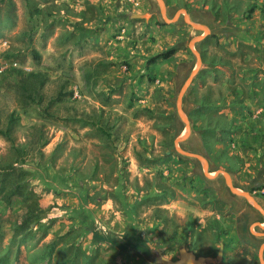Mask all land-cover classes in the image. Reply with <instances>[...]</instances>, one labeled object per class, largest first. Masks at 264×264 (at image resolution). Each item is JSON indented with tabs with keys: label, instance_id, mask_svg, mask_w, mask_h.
<instances>
[{
	"label": "rangeland",
	"instance_id": "rangeland-1",
	"mask_svg": "<svg viewBox=\"0 0 264 264\" xmlns=\"http://www.w3.org/2000/svg\"><path fill=\"white\" fill-rule=\"evenodd\" d=\"M165 2L210 29L184 96L200 107L189 138L264 207V0ZM202 34L156 0H0V264H145L89 228L134 229L159 259L185 247L261 264L264 215L175 148Z\"/></svg>",
	"mask_w": 264,
	"mask_h": 264
},
{
	"label": "water",
	"instance_id": "water-1",
	"mask_svg": "<svg viewBox=\"0 0 264 264\" xmlns=\"http://www.w3.org/2000/svg\"><path fill=\"white\" fill-rule=\"evenodd\" d=\"M156 1L159 4L162 16L164 17V19L167 22H174L178 19V17L181 14H183L185 17V20L191 26H193L194 28L203 30L202 35L194 37L190 42V46H191L193 52L195 53V55L197 56V64H196L195 68L192 70V72L190 73V75L188 76V78L186 79V81L184 82V84L182 85L180 92L178 94V98H177V112H178L179 116L181 117L182 121L184 122L185 128H184L183 132L175 139L174 144H175L176 150L182 155H185L187 157H191V158H195V159L199 160L200 163L202 164L204 174L207 177L215 178L218 175L223 174L225 176L226 183H227L228 187L230 188V190L239 196L245 197L257 210H259L264 215V207L257 201V199L254 197V195L251 194L249 191H245V190L237 188L233 183V179L231 177V174L227 170L219 169V170H216L214 172H211L210 171V161L205 155H203L199 152L191 151V150H189V149H187L181 145L182 142L186 141L189 138V136L192 132L191 120L189 118V115L187 114V112L184 109V96H185L187 90L189 89L190 85L194 81L195 76L198 74V72L201 69V66L203 64L202 55L194 47V45L197 42L203 40L210 33V29L205 24L193 21L186 9H181L180 11H178L176 13V15L173 18H169L167 15V6H166L165 0H156ZM133 16L138 17V18H148L147 14H143V13H133ZM259 225L264 229L263 223H259ZM258 234L264 235V232L258 233ZM223 248H224V244L222 243L221 247H220L219 254H218V259H220L221 255L223 253ZM161 252H162L161 250H158V254H161ZM263 253H264V244L261 246V248L259 250V258H260L261 264H264V254ZM211 259L212 258L209 256H202V255L199 256L194 251L188 250L187 248L183 247L180 249V256L178 259L174 260V259L162 256L161 262H162V264H206Z\"/></svg>",
	"mask_w": 264,
	"mask_h": 264
},
{
	"label": "trees",
	"instance_id": "trees-1",
	"mask_svg": "<svg viewBox=\"0 0 264 264\" xmlns=\"http://www.w3.org/2000/svg\"><path fill=\"white\" fill-rule=\"evenodd\" d=\"M195 21L199 22L197 20H195ZM176 49H177V46L174 45V46L166 49L165 51L156 54L155 56H153L150 59V61L151 62H155L159 58L167 59V58L171 57L176 52ZM263 50H264V45H263ZM262 63H263V67H261L259 71L264 73V61L263 60H262ZM202 72H203V70L200 71V74ZM258 76H259L258 73H254L253 74V76H252L253 79L252 80H254V81L250 84L251 87H253L254 84L257 85L258 82H256L255 79ZM233 102L237 103V104H240V106L242 108L247 109V108H245L246 105L244 104V101L241 100V98L240 99H235V100H233ZM184 103H185V105H184L185 106V110L189 114V116L191 118V121L195 122L196 118L194 116V113L196 112V109H199L200 107L198 106V104L196 102H192L191 104L187 103L185 98H184ZM210 105H211V107L215 106L214 104H210ZM222 107L223 106H218L217 109L220 110ZM173 117H175L181 123V126H179L178 129H177V133L180 134L183 131L185 124L183 122H181L179 115H177L176 113L174 114ZM260 118H261V120H258V124L256 125L257 126L256 128H260V127H262V124H264V113L261 114ZM228 129H231V127L228 128ZM201 139L204 140V142L206 143V141H205L203 136H201ZM202 140L200 142H198V141H194L193 138H191V139L189 138L186 141L182 142L181 145L183 147L191 150V151H197V152H200V153L206 155L207 154L206 148L208 149V146H207V143H206L205 146L202 145ZM175 152H177V151L175 150ZM179 156L189 159V157H186V156L181 155V154H179ZM191 159L194 162L198 163L197 159H195V158H191ZM206 181H207V183H218V184H221V183H223L224 178H223V175L220 174L219 176H217V177H215L213 179L206 178ZM228 190H229V188H228ZM230 194H231V197L232 196H237V195L232 194L231 192H230ZM242 199H243V201L245 200V198H242ZM250 221H251V218L248 219L246 217L244 219V221H243V229H244V231L247 229ZM132 226H134V225H132ZM132 226H131V228H132ZM130 230L133 231L134 229H130ZM132 231H127L126 234L123 236V240L119 239L118 237L113 236L112 234H109L108 232L104 233L102 230H98V229L94 230V228H89V230L87 232H92L93 233V240L95 242H109V243H112L113 245L118 246L123 252L129 251L130 253H132V254H134L136 256L144 258L145 259V264H157L158 261L160 260L159 257H158V252H156L154 249H152L145 242V240L142 238L141 235L138 234V236H136L135 233H132Z\"/></svg>",
	"mask_w": 264,
	"mask_h": 264
},
{
	"label": "flooded vegetation",
	"instance_id": "flooded-vegetation-1",
	"mask_svg": "<svg viewBox=\"0 0 264 264\" xmlns=\"http://www.w3.org/2000/svg\"><path fill=\"white\" fill-rule=\"evenodd\" d=\"M175 260V259H174ZM160 264H162V262H161V258H160Z\"/></svg>",
	"mask_w": 264,
	"mask_h": 264
}]
</instances>
